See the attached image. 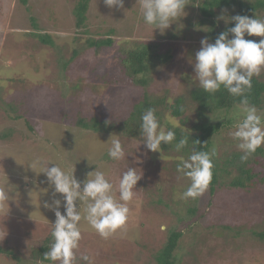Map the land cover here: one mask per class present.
Listing matches in <instances>:
<instances>
[{"label": "rangeland", "instance_id": "rangeland-1", "mask_svg": "<svg viewBox=\"0 0 264 264\" xmlns=\"http://www.w3.org/2000/svg\"><path fill=\"white\" fill-rule=\"evenodd\" d=\"M78 1L0 0V264H157L172 231L182 232L174 264H264L262 157L251 186L231 187L232 172L212 191L197 181L191 146L160 147L166 125L134 138L118 129L145 91L184 101L183 116L164 118L171 128L191 132L202 121L190 93L217 81L204 0H89L82 26ZM237 7L212 18L233 45L226 64L264 80V8L236 22ZM105 37L114 40L111 60L87 43ZM144 44L172 55L155 63L147 87L118 59ZM92 116L112 130L76 124ZM208 117L223 123L210 147L218 163L264 148V108L235 105ZM57 236L66 246L52 262L33 257L54 250Z\"/></svg>", "mask_w": 264, "mask_h": 264}, {"label": "trees", "instance_id": "trees-1", "mask_svg": "<svg viewBox=\"0 0 264 264\" xmlns=\"http://www.w3.org/2000/svg\"><path fill=\"white\" fill-rule=\"evenodd\" d=\"M88 2L89 0H79L75 8L78 26L84 25L86 21ZM224 5H238V14L235 17V21L240 22L244 16L258 11L261 7L264 8V0H254L248 3L243 0H204L199 6L202 15L206 19H211V29L208 31V37L215 45L212 66L217 76V81L213 85L195 88L190 93L191 100L200 106L198 115L202 121L194 123L191 132L182 131L181 128H171L170 126L172 125L168 123L171 117H180L186 113L187 108L183 105L184 101L181 98H177L171 103L166 98H156L145 91L143 96L134 102L129 115L123 119V122L118 127L124 136L134 138L151 133L155 129L161 130V126L166 125L171 130L170 133H160L158 139L160 147L164 150L181 148L184 152H188L191 146L197 156L196 164L199 171L197 181L210 186L212 191L216 189V184L221 175L225 173L232 174V172L234 176L229 184L231 187L245 188L251 186L256 182H254V179L256 177L259 178V173L255 171L252 164L259 163V157L264 159V148L261 145H252L246 151L233 153L230 158L225 160L224 164L216 161L217 153L215 151L211 152L210 149L213 144L212 136L223 123L221 121L212 122L208 117L209 113L215 109L228 110L235 105L264 108V80H261L253 72L242 73L236 71L231 73L230 68L226 64L233 45L228 38V30L216 29V23L212 21L216 13L215 9L222 8ZM40 40L45 44L52 43L48 34L40 35ZM87 43L90 47H94L98 57L111 60V55L115 52L112 38L105 37L99 40L88 38ZM156 47V45L144 44L138 48L122 49L124 55L118 56V59H121L129 80L133 83L147 87L150 80L149 74L153 70L155 63L158 61L164 63L171 60V54L156 52L154 51ZM76 124L96 131L109 132L113 128L108 122L105 120L100 121L96 116L90 117L89 121L80 117ZM2 136L4 135L0 134V137ZM259 179L264 180V178ZM192 212H194V209H192ZM259 235L264 237V232ZM181 236L182 232L180 231H172L170 233L166 245L157 255V264L175 263L174 252ZM61 238L62 236H57L56 241L54 240L56 244L54 250H51L46 245L35 249L33 257L52 262L66 246V242L61 240ZM3 251L0 247V253Z\"/></svg>", "mask_w": 264, "mask_h": 264}]
</instances>
